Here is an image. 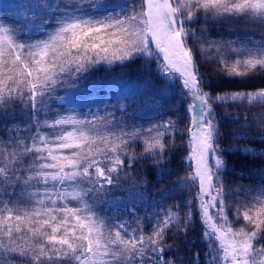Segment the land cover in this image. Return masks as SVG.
Masks as SVG:
<instances>
[{
  "label": "snow or ice",
  "instance_id": "1",
  "mask_svg": "<svg viewBox=\"0 0 264 264\" xmlns=\"http://www.w3.org/2000/svg\"><path fill=\"white\" fill-rule=\"evenodd\" d=\"M32 3L37 36L0 23V264H264V0ZM132 64L151 111L67 103Z\"/></svg>",
  "mask_w": 264,
  "mask_h": 264
},
{
  "label": "trees",
  "instance_id": "2",
  "mask_svg": "<svg viewBox=\"0 0 264 264\" xmlns=\"http://www.w3.org/2000/svg\"><path fill=\"white\" fill-rule=\"evenodd\" d=\"M30 4H28L29 12L25 14L21 10L20 0H0V23H3L7 26H13L16 28H24L27 26V29L24 33H21L26 39L31 38L38 35L39 29V21H35V27H33V9L34 4L32 0H28ZM139 64H132L127 68H115V70H104L94 72L90 74L89 79L82 85H79V92H76L73 96L69 97L67 103H79L82 102L86 95H96L101 97L103 100H108L115 102L119 100L121 103H127L130 106L132 111H137L138 109H144L145 111H151L148 108V104L152 103L149 99L150 93L143 92L141 93L138 85L130 87L127 91L126 88L128 85L122 83V81H127L129 83L135 82L138 80V71ZM221 87L225 89H236V88H259L260 85V77H254L251 80L247 81L244 84H241L239 80L235 82L223 81L220 84ZM53 105H56L60 102L54 100L52 101ZM96 105H92L91 107H95ZM87 111V108H84ZM254 112L261 113L262 109L259 105H257L254 109ZM243 146V145H242ZM257 149H260L261 145L259 142L255 144ZM237 167L241 166L242 161L240 159H236L234 161ZM180 165V159L177 155V159L173 164V171L177 170ZM243 165L247 169H251L253 172H257L260 170H264V159L260 157L249 158L243 161ZM256 181L259 182V177H256ZM154 189L149 188V192ZM118 196H126V193H117ZM132 203H138L133 200ZM129 200L125 199L120 204L115 205V207H123L128 204ZM149 203H151L149 201ZM140 211L143 212V205H140ZM193 242H195V247L200 248L201 252H203V245L199 239V228L197 227L196 231L190 232L188 237V242L186 245L181 246V251L191 255L189 248L193 246Z\"/></svg>",
  "mask_w": 264,
  "mask_h": 264
},
{
  "label": "rangeland",
  "instance_id": "3",
  "mask_svg": "<svg viewBox=\"0 0 264 264\" xmlns=\"http://www.w3.org/2000/svg\"><path fill=\"white\" fill-rule=\"evenodd\" d=\"M21 3V10L27 14L29 12V8H28V4H30V2H28V0H20ZM252 35L255 36L256 40L259 41V39L261 38V33L259 30H256L255 32H252ZM233 39H235L236 37H232ZM241 38H243V32H241ZM100 107H103V104H100ZM93 111H96V106L92 108Z\"/></svg>",
  "mask_w": 264,
  "mask_h": 264
}]
</instances>
